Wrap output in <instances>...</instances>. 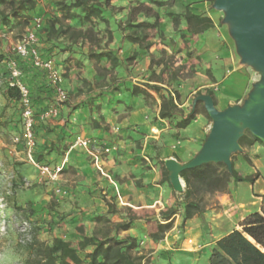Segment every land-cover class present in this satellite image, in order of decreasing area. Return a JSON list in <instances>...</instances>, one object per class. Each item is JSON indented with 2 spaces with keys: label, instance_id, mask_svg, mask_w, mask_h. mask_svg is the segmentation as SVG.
I'll list each match as a JSON object with an SVG mask.
<instances>
[{
  "label": "crops",
  "instance_id": "1",
  "mask_svg": "<svg viewBox=\"0 0 264 264\" xmlns=\"http://www.w3.org/2000/svg\"><path fill=\"white\" fill-rule=\"evenodd\" d=\"M35 1L38 14L49 19L56 14L49 0ZM137 3L152 7L159 14L165 9L182 14L184 7L191 4L193 14L212 20V28L196 35L186 31L184 21H181L179 31H175L172 24L162 18L159 30L163 34L161 39L169 37L178 45L182 42L184 48L190 44L196 51L202 60L201 69L208 70L203 87H217L211 93L218 110L241 104L258 81V74L241 64L227 40L226 30L218 27L217 15L209 9V0H111L113 10L103 12L112 35L110 41L102 33L98 35L100 42L97 46H90L87 42L71 46L62 37L40 45L41 51L51 53L58 63L63 64L69 100L60 108L56 118L43 125L44 129L36 136V150L38 146L44 150L55 146L56 152H63L55 164L65 161L66 168L75 175L74 179L67 180L70 190L66 202L59 201L55 207L58 212L67 213L68 240L73 247L77 248L79 241L77 227L83 229L85 236L91 237L102 227L96 224L95 218L105 217L112 225H129L126 230L111 229L110 235L118 239H135L137 255L144 256L146 264H154L157 258H163L165 264H208L209 253L216 241L234 230H241L240 222L248 214L259 211L264 195V177L258 175L252 184L231 182L227 193L214 197L218 207H207L201 218L194 216L182 224V210L178 206L180 194L173 191L168 174L167 179L164 178L163 163L169 158L179 163L191 160L200 150L211 122L199 110L184 129L176 127L184 116L191 113L188 104L199 89L190 93L178 90L175 95L162 81L157 82L151 76L154 71L152 60L154 62L158 55L156 48L161 47L156 45L158 36L146 31L145 42L151 44L148 49L127 39L132 32L141 34V28L132 26L152 23L142 14L128 23L129 8ZM97 27L100 31L105 25L99 23ZM180 34L185 35L184 40ZM89 50L94 54L109 53L116 59V65L112 67L105 57L99 60L89 58ZM133 88H139L142 93L133 95ZM169 100H173L176 109L171 117L160 118L161 104ZM77 136L90 137L99 146L109 147L110 153L102 162L107 177L95 170L84 150L74 146ZM262 152V145L251 147L249 153L259 156L249 157L254 167H246L240 158L234 162L235 171L242 177L260 173V166L264 164ZM20 154L22 159L17 160L26 162L23 151ZM54 157L52 154L48 159ZM241 184L248 185L250 192L245 200L236 193L241 191ZM255 186L258 187L254 190ZM172 208H177V213L167 221L162 219L161 213ZM168 223L171 226L163 238L154 241L150 235L157 231L158 225ZM179 244L186 246V250H176ZM91 250V247L87 248L86 253ZM147 250H151L153 256L148 262Z\"/></svg>",
  "mask_w": 264,
  "mask_h": 264
},
{
  "label": "trees",
  "instance_id": "2",
  "mask_svg": "<svg viewBox=\"0 0 264 264\" xmlns=\"http://www.w3.org/2000/svg\"><path fill=\"white\" fill-rule=\"evenodd\" d=\"M49 1L52 3L56 13L50 19L46 18L44 14L42 15L36 12L37 2L35 0H0L1 29H9L12 31L18 28L19 31L24 33L32 19L40 16L44 19V26L38 33L41 44L62 37L71 46L79 42H87L90 46H97L100 39L98 38V31H95V28L99 23L105 25L107 40L110 41L112 39L108 20L103 17L105 10H113L110 5L111 0ZM138 14H142L145 18L151 19L152 23L142 22L136 26H132L141 28V34L132 32L127 35V39L146 49L151 45L145 42L148 37L145 34L146 31L151 29L155 30L159 38L163 37L162 32L159 30L160 19H163V17L170 19L175 31H179L181 21H184L186 31L192 35L204 33L213 27V22L209 17L193 14L189 4L184 7L182 14L168 12L163 15L162 13L159 14L156 12L152 7L137 3L135 6L129 8L128 23L129 20L136 18ZM180 35L181 39L184 40L185 35ZM63 50H66V47ZM40 52L45 57L51 56L55 58L49 52L41 50ZM88 57L96 60L105 57L110 61L112 67L116 65V59L112 58L109 53L102 52L94 54L89 50ZM8 59H13L17 62L21 72L20 80L30 92V99L35 115H39L51 103L53 98L52 89L47 85L44 75L39 70L33 68L26 59H20L17 56L9 58L0 54V77L5 80L3 96L6 102L19 106L20 98L18 89L9 86L10 74L6 64ZM163 62V60L157 61V63L163 65L161 74L166 67ZM59 65L65 70L63 64L59 63ZM156 81H161V79L158 78ZM138 93H142L139 88L132 89L133 95H137ZM208 94L213 98L211 92H208ZM197 95L201 94L198 93ZM201 104L198 102L194 111L184 116L176 124V127L178 129H184L194 119L199 110L207 116ZM175 109L176 106L173 100L161 104L159 112L160 118L171 117ZM44 124L41 122L35 124L33 128L35 139L38 133L44 129ZM255 143H262V141L253 137L247 131L239 140V145L242 149L251 147ZM39 148L41 147L38 146V150H36V141L34 159L39 163L48 165L50 164L48 158L52 154L55 155L53 158V161H55L63 153L62 151L56 152L58 150L55 146L54 148L49 147L48 150ZM63 150H66V146H63ZM243 155L245 162L251 164L248 155ZM233 157L234 154L231 156V172H228L222 163H208L194 169L185 170L180 174L185 185L184 192L179 195L181 201L178 203V206L182 210V224L194 216L201 218L204 212V195L225 194L231 182H246L252 184L256 181L258 174L242 177L235 171ZM163 173L164 178L167 179L168 172L164 167ZM13 185L15 186L16 183ZM53 208H55V205L52 203L49 205L50 211ZM177 211V208L167 209L161 213L162 219L165 221L169 220ZM108 213L112 212L108 210ZM58 216L56 214L47 223L48 231L53 233L49 243L40 242L36 239V228H33L30 232L31 236L26 244L27 258L25 264H146L144 263L145 257L137 255L138 244L135 239H118L110 235L111 229L114 228L115 231L126 230L129 227L128 224L112 225L107 218L96 217V224H101L102 227L96 229L91 237L85 236L83 229L77 227L76 231L79 234V241L77 242V248H75L72 246L70 240H64L61 236L54 233L62 227L61 224L65 221L63 218L62 220L60 218L57 219ZM170 226L171 223L158 225L157 231L151 234L150 237L154 241L161 240L164 232L169 230ZM239 226L241 230H234L216 241L215 247L209 253L208 264H264V195L261 196L259 211L248 214L240 222ZM89 247L92 250L86 253V249Z\"/></svg>",
  "mask_w": 264,
  "mask_h": 264
},
{
  "label": "rangeland",
  "instance_id": "3",
  "mask_svg": "<svg viewBox=\"0 0 264 264\" xmlns=\"http://www.w3.org/2000/svg\"><path fill=\"white\" fill-rule=\"evenodd\" d=\"M209 4V9L217 15L215 20L218 27L226 30L227 40L233 46L234 52L238 57L234 42L228 33V26L222 22L223 13L213 9L212 0H209ZM172 11L173 9H165L162 14L164 15L168 12L173 13ZM163 19L171 24L169 18L163 17ZM162 24L165 26L164 22ZM95 31H98V35L103 33V37H107L105 27L100 31L98 27H96ZM149 32L152 35L158 36L155 30L151 29ZM22 34L23 32L19 31L18 28L10 31L9 29H1L0 27V54L13 58L15 55L12 48ZM188 43H190V41ZM156 45H160L161 47L156 48L158 55L157 59L154 60V71H152L151 76L156 80L160 78L162 84L170 88L175 95L178 94V90L190 93L196 89H199L196 95L198 93L208 94V92L213 93L212 90L217 88L216 86L210 89L203 87L207 82L208 70L201 69L200 63L202 60L197 57L196 51L191 48L190 44L189 46L186 45L184 48L182 42L178 45L169 37H165L164 39L158 37V39H156ZM185 50L186 53L184 52ZM158 60H163V64L166 65L162 74L161 70L163 65L157 63ZM4 86L5 80L0 77V264H25L27 258L26 244L30 239V232L33 228H36V239L40 242L49 243L53 233L48 231L47 223L56 214H59L57 219L60 218V220H62L63 218L65 221L61 224L62 227L54 233L58 236H64L62 238L68 240L70 230L67 229V225L65 224L68 222L66 220L67 213H60L56 208L50 211L49 205L53 203L56 207L59 201L66 202V195L70 190V183L67 180L71 177L73 178L75 175L72 174L70 169L66 168L67 165L64 163L57 184L49 183L45 179L40 178L33 167L28 163L17 160L22 159V154H20L22 148L20 146H18L16 150V154L18 153V155L9 153V150L12 148V136L20 132L21 117L20 107L8 103L4 99ZM196 95H194L193 98ZM193 98L188 104V110L192 109ZM209 121L211 122L210 119ZM254 145H262L264 147V142L255 143ZM251 147H246L242 149V152L235 153L233 162H236L240 158L245 162L243 154H247L248 157L253 159L259 157L249 153ZM60 156L61 155H59V157ZM261 157L264 159V152L261 153ZM58 159L59 158L55 161H53V159L49 160V165L54 166ZM258 164H260V162H258ZM247 165H252V167H254L252 162L251 164L246 163V167ZM255 170L257 171V168H255ZM257 174H261L262 177H264V164L260 166V173L257 172ZM20 176L22 177L20 178ZM13 182L16 183L15 186ZM55 187L63 189V193L60 195L55 194ZM257 187L258 186H255L254 190ZM247 188L248 185L241 184L239 187L241 191L236 192L240 195L241 200L247 199L250 195ZM244 191L245 193H243ZM216 195L217 194L203 196L204 210L207 207H218L215 205L216 200L214 197ZM176 250L185 251L186 246L179 244ZM151 252V250L145 252V256L148 257L146 260L147 262L149 259H153ZM163 262H165L163 258H157L155 263H153L165 264Z\"/></svg>",
  "mask_w": 264,
  "mask_h": 264
},
{
  "label": "water",
  "instance_id": "4",
  "mask_svg": "<svg viewBox=\"0 0 264 264\" xmlns=\"http://www.w3.org/2000/svg\"><path fill=\"white\" fill-rule=\"evenodd\" d=\"M213 9L223 13L222 22L234 42L241 64L254 70L259 79L241 104L223 110L215 107L209 94L195 96L211 120V127L197 154L186 163L174 158L164 161L168 182L173 191L182 194L184 182L180 174L208 163H222L232 170L231 156L242 152L239 140L247 131L264 142V0H213Z\"/></svg>",
  "mask_w": 264,
  "mask_h": 264
},
{
  "label": "built area",
  "instance_id": "5",
  "mask_svg": "<svg viewBox=\"0 0 264 264\" xmlns=\"http://www.w3.org/2000/svg\"><path fill=\"white\" fill-rule=\"evenodd\" d=\"M43 26L44 19L40 16L34 17L13 46L12 51L15 56L20 59H26L33 68L39 70L44 75L47 85L53 91V98L51 103L39 115H35L30 99V92L20 80L21 72L18 64L15 60L8 59L6 64L10 74L9 86L16 87L19 91L21 117L20 132L12 136V148L9 150V153L16 154L17 147L20 146L26 162L33 167L38 176L49 183L57 184L65 161L50 166L39 163L34 159L36 139L33 128L35 124L37 122L46 123L48 120L56 118L59 115L60 108L69 100V94L64 85V70L54 57H45L40 52L41 43L38 33ZM74 146L84 150L95 170L100 175L107 177L103 170L102 162L103 157L110 153L109 147L99 146L92 138L80 136L75 138ZM54 192L60 195L63 193V189L55 187Z\"/></svg>",
  "mask_w": 264,
  "mask_h": 264
}]
</instances>
